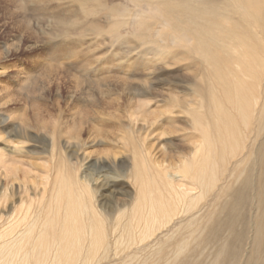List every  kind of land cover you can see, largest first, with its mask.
<instances>
[{
  "label": "rangeland",
  "instance_id": "obj_1",
  "mask_svg": "<svg viewBox=\"0 0 264 264\" xmlns=\"http://www.w3.org/2000/svg\"><path fill=\"white\" fill-rule=\"evenodd\" d=\"M254 1L258 13L249 16L255 14L258 24L246 13ZM245 37L264 57V0H0V246L10 233L23 231L14 223L33 217L39 203L46 202L59 166L70 173L69 165L79 162V176L88 179L96 205L107 213L109 244L88 264H182V257L190 264L205 261L208 251L199 242L206 234L197 238L193 228L169 230L171 222L149 239L127 245L129 233L118 230L127 227L126 217H119L123 211L129 215L137 193L132 177L140 168L135 163L142 167L143 158L162 181L164 168L170 174L191 154L196 137L187 112L198 109L205 119L212 114L200 108L197 90L202 88L204 99L216 81L219 95L224 90L207 57L228 64L221 49ZM247 128L245 149L241 146L238 156L219 167L216 189L197 205L199 217L209 214L215 193L222 195L220 190L230 186L234 168L239 178L231 187L239 186L246 164L238 160L264 137V117L259 122L253 116ZM227 199L222 195L218 203ZM246 208L240 251L251 245ZM182 238L192 248L177 261L172 250ZM243 255L253 264L264 262L259 247Z\"/></svg>",
  "mask_w": 264,
  "mask_h": 264
},
{
  "label": "bare ground",
  "instance_id": "obj_2",
  "mask_svg": "<svg viewBox=\"0 0 264 264\" xmlns=\"http://www.w3.org/2000/svg\"><path fill=\"white\" fill-rule=\"evenodd\" d=\"M253 3V6H249L250 11L243 10L248 16L249 13L256 11L254 6L257 4L255 1ZM261 3L259 5L263 6ZM257 8L259 9V6ZM258 15L256 19H258ZM254 16L256 17L255 14ZM254 16H249L250 20L252 19L254 23L261 22L255 20ZM211 23L213 24V22ZM208 30L210 31V29ZM224 31L226 30L224 29ZM236 37L238 39V36ZM234 39L233 41L237 40L235 37ZM183 42L185 43V39ZM246 43L244 40L236 44L230 42V44L228 43L229 47L226 45L227 49L220 48L222 51L220 56L226 55L230 61L228 64L221 65L224 61L223 58V60L216 56L212 58V55L207 57L212 63L214 74L221 75H217V77L220 84L223 83L224 90L219 95L215 87L218 83L216 78L214 89L209 92V98L204 99L201 93L202 88L197 90L201 97L200 108L206 106L212 111V114L210 119H205L203 111L198 109L197 111L192 110V108L187 112L190 117L189 128L196 137V140L191 142L193 149L191 148V154L187 159L181 161V165L178 164V167L174 168V172L171 171L170 174L169 172L167 174L166 171L168 170L165 171L164 168L165 173L163 172L162 181L160 174L156 173L158 170L152 174L143 158L141 160L143 162L142 167L140 164H134L137 167L139 165L140 169L142 168L139 171L136 170L132 177L136 183L134 191L137 189V193L131 202L129 215L123 211L119 217V219L123 216L126 217L125 224L127 227L120 226L121 228L118 230L122 232L126 230L129 233L127 245L133 244L137 240L149 239L154 233L156 234L157 231L164 229L172 222V228L169 230L174 229V227H177V230L193 228V234H197V238L206 234L199 242V245L205 246L204 248L208 251L204 256L205 261L202 260L201 263L194 261L195 264H253L250 259L244 260L243 253L258 247L264 255V242L262 241V236H264L263 136L255 140L254 144L249 146L250 150H247L238 160L239 164H246L244 176L239 186L231 187V184L237 182L239 178L236 173L238 168H234L233 174L228 177L232 183L228 180L226 183H231L230 186L225 185L224 190H220L222 195L228 199L218 203L222 195H217L216 192L215 200L213 199L208 209L209 214L207 215L206 212L205 217H202L203 215L199 217V211L196 212L198 203L212 193L213 189H216V184L220 181L218 173L221 169L219 167H223V162L227 158L233 159L238 156V149L241 146L242 149H245L246 146L243 144L246 139L244 131L247 125H250L252 117L257 115L259 122L264 117V57L259 55L256 50L258 46L254 49L253 46ZM202 66L204 67L203 64ZM259 89L263 91L261 98L258 96L260 95ZM227 91L230 92V95H227ZM203 93L205 94L204 91ZM207 100L210 101L209 104H207ZM259 105L260 109L258 108ZM262 127L261 125L257 129L258 136H261ZM63 165L61 164L57 169L46 202L44 204L40 202L33 217L29 215L28 219H25V227L22 226L25 220L17 225L13 224L18 227V230L19 227H22L23 231L21 230L19 233L16 231L15 235L9 231L14 236L10 237L9 234L10 240H3L4 242L0 246V264H74L76 261L88 264L99 255L100 251L107 249L106 246L109 244L106 233L107 218H104L107 213H102L96 205L95 192L89 186L88 179L79 176L77 169L81 168L80 163L76 162L73 166L69 165L70 173ZM152 169L155 170V168ZM247 206L245 212L251 211V216H249V229L252 230L251 245L240 251L238 244L243 240V230H246L243 211ZM180 214L185 215V217L182 216L176 221V224L173 223L174 218L176 217L177 220ZM121 221L117 222V225H121ZM238 225L240 229H237ZM13 227L11 231L14 230ZM168 232L167 234L170 235V231ZM121 241L122 236L120 235L116 243L119 244ZM190 247L191 245L186 238L176 242L172 250L175 258L180 256L182 251H188ZM161 249L162 247L159 246L154 252L156 256H160ZM169 251L171 252V250ZM131 259H135V256ZM181 259L183 260L182 264H190L189 258L182 257ZM176 260L178 261V258ZM170 264H175V262ZM255 264H264V262L261 263L260 260L259 263L255 262Z\"/></svg>",
  "mask_w": 264,
  "mask_h": 264
}]
</instances>
